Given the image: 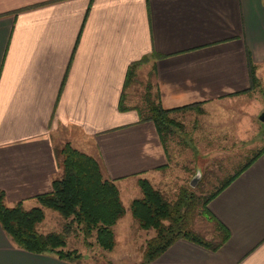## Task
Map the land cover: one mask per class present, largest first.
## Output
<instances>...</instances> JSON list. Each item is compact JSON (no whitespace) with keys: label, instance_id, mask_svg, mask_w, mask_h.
<instances>
[{"label":"crops","instance_id":"1","mask_svg":"<svg viewBox=\"0 0 264 264\" xmlns=\"http://www.w3.org/2000/svg\"><path fill=\"white\" fill-rule=\"evenodd\" d=\"M143 57L137 75L146 69L161 107H193L172 117L194 112L226 123L217 113L243 106L258 89L249 62L259 85L264 78V0H0L7 207L29 210L52 190L61 174L55 149L66 143L100 163L125 214L141 196L138 179L155 187L166 177L170 154L154 124L140 122L135 109L118 110L127 69ZM131 100L124 105L136 107ZM208 208L229 236L218 250L178 240L149 264H264V153ZM0 264L70 263L17 248L0 226Z\"/></svg>","mask_w":264,"mask_h":264},{"label":"trees","instance_id":"2","mask_svg":"<svg viewBox=\"0 0 264 264\" xmlns=\"http://www.w3.org/2000/svg\"><path fill=\"white\" fill-rule=\"evenodd\" d=\"M147 60L148 57H143L128 67L118 110L123 112L135 109L140 122H152L165 152L168 153V142L174 136V130L181 128L171 115L193 107L163 109L159 91L150 80L144 85L142 106L132 108L124 105L127 89L139 83L137 70ZM249 73L253 89H256L259 84L251 62ZM262 153L264 147L253 152L233 175L209 193H203L201 186H198V193L181 187L176 198L170 200L148 180L138 179L137 186L141 196L131 202L129 211L139 230L154 231V236L142 248L141 264L153 262L178 240H186L211 251L218 250L229 236L227 230L211 215L209 203ZM55 156L61 174L53 180L49 193L35 197L37 207L25 210L18 203L9 208L5 205L4 193L0 191V226L3 232L13 245L25 252L50 254L70 264H81L84 260L82 253L67 245V236L73 228L84 236L86 245H89L86 241L94 238L101 250L111 252L115 247L113 227L125 215L117 186L114 181L104 177L96 159L76 150L69 143L56 148ZM44 209L56 212L64 220L62 233L38 232L37 226L45 218ZM197 217L214 225L213 239L207 240L193 230Z\"/></svg>","mask_w":264,"mask_h":264},{"label":"rangeland","instance_id":"3","mask_svg":"<svg viewBox=\"0 0 264 264\" xmlns=\"http://www.w3.org/2000/svg\"><path fill=\"white\" fill-rule=\"evenodd\" d=\"M147 80L150 77L146 69H140L139 83L126 91V96L132 99L135 106H142ZM238 104L241 103L238 102L230 108L225 107V116H221V112L217 113L216 117H224L226 123L208 122L206 118L197 117L194 112H189L188 115L185 113L181 119L173 117L181 128L174 130V136L168 142L170 169L155 188L170 200L176 198L181 187L198 193V186H201L203 193L212 192L233 175L253 152L264 147V124L259 121L260 114L264 112V78L261 79L254 96L245 100L243 106H236ZM198 172L199 177L195 185L191 186L190 183L197 177ZM120 189L125 198L123 187L120 186ZM32 207H37V204L30 203L27 209ZM44 212L45 218L37 226L38 232L62 233L64 220L54 211ZM192 228L207 240L215 236L214 225L202 217L195 219ZM113 230L115 247L111 252L101 250L94 238L86 241L89 243L87 246L84 236L76 228L69 232L67 245L82 253L85 264H140L142 248L154 236V231L139 230L129 210Z\"/></svg>","mask_w":264,"mask_h":264},{"label":"water","instance_id":"4","mask_svg":"<svg viewBox=\"0 0 264 264\" xmlns=\"http://www.w3.org/2000/svg\"><path fill=\"white\" fill-rule=\"evenodd\" d=\"M259 121H260L261 123L264 124V112H262V113L260 114V116H259ZM198 177H199V172L197 173V177H195V178L192 180V182L190 183L191 186H194V185H195V182L197 181Z\"/></svg>","mask_w":264,"mask_h":264}]
</instances>
